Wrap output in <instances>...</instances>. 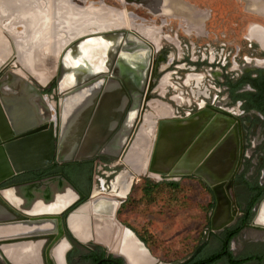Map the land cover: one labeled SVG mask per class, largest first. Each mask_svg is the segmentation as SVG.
Masks as SVG:
<instances>
[{"label":"flooded vegetation","instance_id":"obj_1","mask_svg":"<svg viewBox=\"0 0 264 264\" xmlns=\"http://www.w3.org/2000/svg\"><path fill=\"white\" fill-rule=\"evenodd\" d=\"M181 1L198 10L200 8L197 4L205 0ZM227 1L231 0H215L214 3L217 4L218 10L223 9L224 11L226 8L223 5H226ZM234 2L238 4L240 11L244 12L241 13L243 23H240V25L243 26L246 23L243 30H241L244 32L237 44L233 41L229 24H218L215 16L212 18L207 17L206 20L204 19L207 22L201 25L190 22L192 25L189 26L187 25L190 23L181 18L179 48L182 45L180 40L186 39V41H190L189 45H192L193 49L190 53L179 52V73L183 75V77H180L183 81L179 84L181 88H179V111L174 112L172 107L167 105L172 114L167 115L165 117L167 119H160L161 116L157 118L153 114L146 113L147 109L151 107V98L155 94L156 84L159 83L158 80L163 73L159 66L161 61L164 60V54H160L161 51L157 47L160 44L158 42L165 37L156 39L160 34L155 29L135 27L136 17L133 14L128 16L131 21L127 18L123 20L118 16V20H121L123 24L114 28L119 30L112 29L113 26L108 28L107 33L109 35L118 34V32L123 33L119 44L133 43L134 45H140L146 43L152 47L148 52L147 60H143L142 68L139 70V74L147 77L140 104V107L143 106V112L136 119L137 112H140L142 108L133 109V102L129 106V108L132 107V110L129 111L127 116L128 122L126 120L124 123L126 127L133 121L131 136L136 128L137 121L142 117V126L146 129H148L151 122L154 123L151 130L152 134L147 144V151H134L132 149L130 152L129 148L126 149L127 144L122 150L118 151L104 152L102 150L103 153H99V150L92 159L65 163H58L55 160L45 168L15 175L0 184L1 190L62 175L78 192L76 201L64 210L58 218L52 220L56 225L60 221L61 235L53 246L48 245L45 248L43 264H48L47 260L51 264H59L58 257L52 252L53 247L64 242L63 239L69 245H66L64 249L66 264H145L144 262L141 263L138 258L137 247L140 246L144 254H147V250L149 253L152 252L148 245L143 242L140 234L132 228L130 223L126 222L124 217L128 209L125 208V205L134 196L135 187L141 183L140 180L143 182V179L146 178L153 179L156 182L165 180L176 182L175 179L178 176L157 175L156 173L159 171L171 172L174 167L164 166L163 161H154L152 164L160 120L179 121L177 122L179 123L178 140L180 143L177 146V149H179V183L183 184L185 180L193 181L201 187V191L207 193L206 202L203 204L210 201L213 203L212 209L207 214L209 226L204 228L201 235L204 240L202 248L204 252L214 254L220 251L224 253V256L230 253L239 260L249 257H261L258 260L251 259L241 264H264V228L252 225L259 206L264 200V39L262 42L257 39L256 34L253 33L254 28H252L257 27L259 35L264 38V10L258 11L255 6L256 2L264 4V0H234ZM158 9H155V11ZM161 9L165 11L164 7ZM147 12L149 14H159L151 11ZM77 13L85 14V10H79ZM227 20L229 21L230 18ZM183 23H185L186 29L183 28ZM196 24L200 27H197ZM240 25L232 24L233 27L237 28ZM196 28H200V30H196ZM92 30L88 28L87 31ZM95 32L91 34L94 35L93 37L103 35L97 31ZM78 34H75V36ZM175 39L178 41V37ZM171 42L175 46L178 45L176 41L172 40ZM196 44L197 47H195ZM184 46L186 45L184 44ZM142 48L141 51L145 52V47L142 46ZM113 58H118V55ZM28 61L32 62L31 59ZM20 63L24 67L27 63L26 68L30 70L26 59L20 60ZM114 70L115 67H113L111 73ZM47 71L50 72L48 68L42 69V75L46 74ZM6 72L0 73V90L3 91H5L8 84L13 82V78L9 77ZM29 73L32 75L31 72ZM162 79L161 83L165 84L168 76ZM38 81L41 83L40 79ZM44 82L43 79L42 83ZM97 88L95 87V90ZM94 91L87 93L86 101L89 100ZM189 92L191 95H189ZM40 93L42 100L41 98H33V107L18 105L29 116V119H24V122L35 124V128L51 122L57 131L62 122V113L59 111L55 79H52L47 87L40 88ZM157 102L159 101H155V103ZM144 116H147V118ZM154 118L156 120H153ZM122 130L124 129L122 128ZM165 137L168 138L167 133L162 132L161 138ZM185 154H187L186 157H184ZM191 166H193L192 169H190ZM195 171L198 174H195ZM205 176L207 178L213 177V179L228 176L227 179L221 182L222 184L220 183V189L229 203V213L232 209H235L236 212L232 215L231 222L221 230L214 231L211 229V218L215 210L216 199L212 187L205 182ZM191 188L194 189L193 186ZM4 196L12 203H17L18 206L21 205L23 209L32 207L31 211L34 212L41 210L56 212L69 200L64 193H58L54 202L48 205H45L38 198L32 202L33 204L31 202L30 204L25 200L28 196L22 192L8 191L4 193ZM97 199L119 202L115 210L114 222L122 228L126 227L132 231L147 250L137 243V240L129 231L115 229L108 231L106 227H103V224L96 226L92 217L83 224V221L80 220V213H77V216L75 215L76 217L71 220L72 227L78 225L80 228L77 231L70 230V215L83 204ZM263 219L264 205L260 212V222H264ZM204 221L206 223V217ZM98 226L101 228L96 232ZM239 227L238 233L230 239L226 248L227 242L225 239L227 235L232 233L233 229ZM49 234L50 236L58 235V229L51 231ZM90 234H95L98 241L109 245L111 251L96 242L83 243L77 239V237H86ZM234 244L238 246L234 247ZM61 246L59 245L60 248ZM152 258L153 260L150 259L149 264H161V261ZM0 264H6V262L0 258ZM216 264L230 263L226 261L225 257L224 261Z\"/></svg>","mask_w":264,"mask_h":264},{"label":"water","instance_id":"obj_2","mask_svg":"<svg viewBox=\"0 0 264 264\" xmlns=\"http://www.w3.org/2000/svg\"><path fill=\"white\" fill-rule=\"evenodd\" d=\"M108 31L109 30H105L99 33H102L104 37L108 34ZM94 33L93 31H89V34L78 35L77 37L71 38L65 48L61 51L59 50L60 52L58 51V62L57 66H55L54 74L52 73V75H50L49 72V76L44 83L37 81L28 70L26 72L22 67L23 75L30 78V81L25 80L22 82L27 85L24 88H28L30 91L27 92L25 90V93L20 96L21 98L12 97L13 100L19 99L24 103L23 105L25 107L28 105L26 101L30 98H41L42 100L40 88L47 87L49 82L55 79L59 111L62 113V122L57 131L54 124L51 122L39 128H35V124L31 122L26 123L24 122L25 120L22 119L20 120L18 118L20 112L17 109L18 104L12 100L6 90H0V184L15 175L45 168L51 165L55 160L58 163L89 160L92 159L99 150V153H103L102 150H104V152L113 150L118 151L122 150L126 144V149L129 148L130 151L137 133L142 126L143 120L142 117L139 118L131 136L130 132L133 121L126 127L124 123L132 107L136 110L142 108L140 112H137L136 119L138 115L140 116L143 112V106L140 107V104L141 97L145 91L146 76L140 74V77L138 76L136 79L133 74L132 76H123L121 74H115L114 71L111 73L110 69H108L106 71L94 73L86 78H80L73 84H69L64 89H61L62 82L66 75L63 61L67 60V50L84 41V38L93 37L94 35L91 34ZM118 33L122 38L123 33ZM102 36L99 35V37ZM118 48L117 46L115 50L116 54ZM31 81L34 82L33 85ZM97 82H100L98 88L91 94L89 100L86 101L87 90L96 85ZM68 96H74L76 98L74 106L69 108L68 113H65L66 107L63 102L65 97ZM133 102L134 104L129 108L130 104ZM165 117L166 116L160 117V119H167ZM39 120L41 121L40 117ZM20 121L22 122L21 124L19 123ZM65 122H67L68 125H66L64 129ZM177 122L179 121L160 120L152 158V164L154 161H163L164 166L168 168L174 167L171 172L159 171L156 172L157 175L169 174L178 176L175 180L179 179L180 174L179 149H177V146H179V123ZM164 124L166 125L163 126ZM120 125L122 126L120 127ZM122 128L124 130H122ZM162 132L167 133L168 138L165 137L162 139ZM129 136L130 139L128 141ZM187 154H185L184 157H186ZM192 167L193 166H191L190 169H192ZM194 173L198 174L196 171ZM200 176L203 177L202 175ZM227 177L228 176L214 179L213 177L205 178V182L208 186L212 187L215 193L216 206L211 218V229L214 231L221 230L230 223L232 215L236 212L235 209H232L229 213V203L220 189L221 182L227 179ZM140 182H142V180H140ZM8 191L24 193L28 196L25 200L29 203H32L38 198L45 205H48L54 202L55 196L58 193L66 194L69 200L56 212H50L48 210L34 212L31 211L32 207L23 209L21 205L18 206L9 201L4 196V193ZM77 194L78 192L73 185L62 175L1 189L0 212L2 213V217H0V258H2L6 264H43L45 248L48 245L53 246L61 235L60 221L58 225H56L52 220L58 218L64 210L76 201ZM106 200L107 199H97L87 202L74 211L69 217L70 230L77 231V229L80 228L78 225L74 227L71 225V220L77 216V213H80V220L83 221V224L92 217L95 220L96 226L103 224V227H106L108 231H112V229L129 231L133 234L137 243L146 249L144 244L137 239L132 231L126 227L122 228L114 222L115 210L119 202L116 200ZM263 205L264 200L260 204L257 215L252 221L253 226L264 228V222H260L259 220ZM100 228L101 227L98 226L96 232ZM53 229H58V235L50 236L49 233L54 231ZM77 239L83 243L96 242L111 251L109 245L95 238V234H90L86 237H77ZM63 240L64 242L53 247L52 252L58 257L59 264H66L64 249L66 245H69L65 239ZM59 245H62L61 248ZM22 250H24L25 254L21 257L26 258L19 261V254L21 255ZM133 251L135 252L134 249ZM146 252L147 254H144L142 248L140 246L137 247L136 253L139 254L138 258L141 263L144 262L145 264H149L150 259L153 260V258L150 257L151 255L148 250ZM118 254L122 256L120 252H118ZM47 262L51 264L49 260H47Z\"/></svg>","mask_w":264,"mask_h":264},{"label":"rangeland","instance_id":"obj_3","mask_svg":"<svg viewBox=\"0 0 264 264\" xmlns=\"http://www.w3.org/2000/svg\"><path fill=\"white\" fill-rule=\"evenodd\" d=\"M72 1L75 7L84 8L91 13L86 15L75 12L70 7L68 0H0V41L2 40V43L0 42V73L10 71L30 81V78L25 77L22 72V67L27 72V63H25L24 67L20 60L26 59L28 62L29 59H32L36 71L48 68L50 75H52L55 66H57L58 51L65 48L71 38L78 35H86V33L89 34L86 31L88 28L93 29V22L113 23L118 20V16L123 20L127 18L131 21L128 16L133 14L136 17L134 21L135 27L153 28L160 34L156 39L165 37L164 39L168 41L161 39L158 42L160 44L157 49L161 51L160 54H164V60L161 61L159 66L163 73L158 80L159 83L156 84L155 94L151 98L150 106H154L155 101H159L165 105H170L176 112L179 111V84L183 81V79H180L183 75L179 73V52L190 53L193 49L192 45H189L190 41H186V39L180 40L182 45L179 48V24L181 23V18L189 23L196 22L201 25L207 22L205 21L207 17L210 16L212 18L215 16L218 24H229L233 41L236 44L244 32L241 30L246 25V23L243 26L240 25V23H243L241 13L244 12L240 11L238 4L234 0L227 1V4L223 5L226 8L224 11L223 9L218 10L217 4L214 3L215 0H205L197 4L200 9L197 10L194 7L192 10V8H189L186 14H179V9L176 11L166 9L164 13L158 11L153 13L159 14H149L147 12H150L148 8L146 9L141 5L137 6L135 2L132 3V1L136 0ZM171 1L179 2V0ZM190 2L192 1L190 0ZM185 4L189 6L186 2ZM224 16L226 17L224 18ZM229 18L230 20L228 21L227 19ZM233 23L239 24L242 28L239 26L238 28L233 27ZM183 25V28L186 29L185 23ZM189 25L191 23L187 26ZM199 25L196 24L197 27H200ZM221 28L223 29V26ZM112 29L116 28L113 27ZM196 30H200V28H196ZM77 33L79 34L75 36ZM177 37L178 41L175 39ZM169 40L176 41L178 45L175 46ZM5 42L6 44H4ZM197 42L199 43V41ZM3 45L5 46L3 47ZM195 47H197V44ZM28 72L30 71L28 70ZM165 76H168V80L167 83L163 84L161 81ZM36 79L38 81V77ZM31 83L32 85L34 84L32 81ZM189 95H191L190 92ZM151 107L147 109V114H154ZM153 120L156 119L154 118ZM148 139H150V135ZM176 182H179V179ZM183 184L194 187L188 192L185 207H173L170 209L163 202L164 196H159L154 203L146 207L137 206L135 213L130 209L127 210L124 217L126 222L130 223L132 228L147 241V245L152 252L150 253L151 256L161 261V264H173L189 254L195 239L205 228V214L200 207L207 199L205 191H201V187L193 181L185 180ZM134 197L137 200L139 199L140 193L138 189L135 190ZM236 246L238 245L234 244V247Z\"/></svg>","mask_w":264,"mask_h":264},{"label":"bare ground","instance_id":"obj_4","mask_svg":"<svg viewBox=\"0 0 264 264\" xmlns=\"http://www.w3.org/2000/svg\"><path fill=\"white\" fill-rule=\"evenodd\" d=\"M71 1L72 0H68L69 5L72 8V10H74L76 12H78L79 10H85L86 15H89L91 13V12L86 11V9H84V8L75 7V4H73L72 3L73 1L72 2ZM70 2L72 3V6H71ZM133 2H135L136 3L135 5H137V6L141 5V6L145 7L146 9L148 8L151 12L161 11L164 13L163 9H161L162 7H164L165 10L170 9L172 11L173 10L176 11L179 9V14L186 13L187 10H189V8H192V10L194 9L193 6L192 7L187 6L181 0H179V2L178 1H171L170 2V0H136V1H132V3ZM178 3H179V5H178ZM256 3H255L256 10H258V11L264 10V4H261V3L256 4ZM142 4H145V5H142ZM159 4H161V5H159ZM158 7H159V9H158ZM155 9H158V10L155 11ZM196 13H197V11H196ZM6 21H7V19H6ZM117 21L113 22V23H110V22H103V23L93 22L92 23L93 29H95V30H92V31L101 32V31L109 30L108 28L111 26L118 27L119 25L123 24L121 22V20H117ZM12 23H14V22H12ZM11 25H13V24H11ZM0 28H1V26H0ZM252 28H254L253 33L256 34L255 36L257 37V39H259L262 42L264 38H262V36L259 35V33H258L259 29L257 27H252ZM86 32H88V31H86ZM86 34H88V33H86ZM13 36H15V35H13ZM84 39L85 40L82 41L81 43H79V44L75 45L73 48L67 50L68 51L66 53L67 60L63 61L64 62L63 66L65 69L66 75H65L64 81L62 82L63 84L61 85V89H64L69 84H73L76 80H78L80 78H86L88 76L93 75L94 73L106 71L108 69H110V71H111L113 69V67H115V70H114L115 74H121L123 76H126V75L132 76V74H133V76H135L137 79L138 76L140 77L139 70L142 68L143 60H147L146 58H148V56H149L148 52L151 50V47L148 46L146 43H142L140 45H134L133 43H131V44L121 43V44H119L120 43V34L119 33L118 34H110V35L107 34L104 37H99V36L87 37ZM137 40H138V38H137ZM4 44H6V42ZM4 46L5 45H3V47ZM117 46L119 47L118 53H120V54L115 53ZM142 46L145 47L144 48L145 52L141 51V49H143ZM2 51H4V50H2ZM115 55H118V58L114 59L113 57ZM28 63H29V68H30L29 71L32 73L33 77H36V78L38 77V80L40 79L41 83L43 82V79L46 81V79L49 76V72L47 71L46 74L42 75L41 70L36 71V69L34 68L33 63L31 61H28ZM118 65H119V67H118ZM40 76H42V77H40ZM99 83H97L96 85H94L93 87L88 89L87 90L88 93L94 91L95 87L99 86ZM75 98L76 97H74V96L65 97L64 102H63V103H65V107H66L65 113H68L69 108L73 107V103H74ZM151 108L154 111L153 115L155 117L172 115L170 108L161 102L155 103L154 106ZM150 115H152V114H150ZM145 118H147V116ZM127 122H128V120H127ZM152 123L153 122H151L150 125H148V129H146L144 126L140 127V130L137 133L135 141H134L133 145L131 146L130 150L134 149V151H137V150L138 151H147V144L149 142L148 136L151 135V129L153 128ZM189 124H190V122H189ZM64 125H65L64 129H65L66 125H68V123L65 122ZM134 163L135 162L133 161V164ZM13 204H15V203H13ZM0 217H2L1 212H0ZM24 254H25V252H24V250H22L21 255L19 254V256H20L19 261L21 259L23 260V258H26V257H21V256H24ZM17 258H18V256H17Z\"/></svg>","mask_w":264,"mask_h":264},{"label":"trees","instance_id":"obj_5","mask_svg":"<svg viewBox=\"0 0 264 264\" xmlns=\"http://www.w3.org/2000/svg\"><path fill=\"white\" fill-rule=\"evenodd\" d=\"M138 189L140 193V197L137 200L134 196L130 198V200L126 203L125 208L130 209L133 213L137 210V206L146 207L151 203H154L159 196H164V204L168 207L173 208H183L187 203L188 192L192 190L191 186L184 185L179 182L174 181H161L156 182L151 179H144V181L135 187V190ZM207 195V193H206ZM137 200V201H136ZM203 213L206 217L205 227H208L209 221L207 214L212 209L213 203L210 201L209 203L200 205ZM239 228L233 229L227 238L225 239L227 242L226 248L229 245L230 239L238 233ZM202 232L198 235V238L195 239L194 245L192 246L189 254L185 255L178 262H174L173 264H216L218 262L224 261L226 257V261L230 264H241L242 262L249 261L251 259H259L261 257H249L243 258L242 260L236 259L230 253L227 256H224L223 252H217L214 254H207L204 252L203 245L204 240L202 239ZM141 237V236H140ZM143 242L147 244V241L141 237ZM199 242V244H198Z\"/></svg>","mask_w":264,"mask_h":264},{"label":"crops","instance_id":"obj_6","mask_svg":"<svg viewBox=\"0 0 264 264\" xmlns=\"http://www.w3.org/2000/svg\"><path fill=\"white\" fill-rule=\"evenodd\" d=\"M6 74L9 76V77H12L13 79V82L8 84V86L5 87V90L6 92L9 94V96L12 98H19L21 95H23L25 93V90L28 92L30 91L28 88L25 89L24 87L27 86L24 82L22 81H25V79L21 76H18L16 75L15 73L13 72H10V71H7ZM12 98V100H13ZM21 98V97H20ZM29 98V97H27ZM18 100V101H17ZM14 99L13 101H15V103H17L18 105L19 104H24L23 102H21L19 99ZM33 98H30L28 99L26 102L28 105H30V107L32 106L33 107ZM17 105V109L20 111L19 112V115H18V118L21 120H27L29 119V116H27L25 114V112L23 111L22 108L18 107ZM32 112V111H31Z\"/></svg>","mask_w":264,"mask_h":264}]
</instances>
